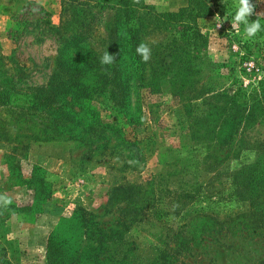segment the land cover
Listing matches in <instances>:
<instances>
[{
    "label": "rangeland",
    "instance_id": "obj_1",
    "mask_svg": "<svg viewBox=\"0 0 264 264\" xmlns=\"http://www.w3.org/2000/svg\"><path fill=\"white\" fill-rule=\"evenodd\" d=\"M196 1L206 14L192 10L171 21L167 13L194 1L134 0L148 6L139 8L143 16L160 13L156 19L165 22L144 29L140 44L150 58L141 57L134 83L117 20L121 0H24L22 13L18 0H0V90L10 94L0 102V196L11 200L0 201V264H45L51 227L65 264H264V191L252 205L230 193L234 171L264 168V101L241 106L236 119L223 112L231 97L247 103L264 79V0H250L249 23L261 25L252 38L243 23L231 27L239 0ZM190 28L206 44L192 41L201 59L185 75L176 55L192 39ZM106 51L111 64L101 63ZM137 92L142 113L131 128L123 116L134 113ZM78 96L90 114L79 109ZM183 112L200 119L187 128ZM178 155L186 166L204 156L199 178L209 180L210 195L190 191L193 197L169 208L165 223L143 216L127 230L116 226L121 243L106 241L115 220L129 219L135 199L146 198L150 178L173 170L162 158ZM37 165L44 185L36 181ZM45 188L51 194L43 200Z\"/></svg>",
    "mask_w": 264,
    "mask_h": 264
},
{
    "label": "trees",
    "instance_id": "obj_2",
    "mask_svg": "<svg viewBox=\"0 0 264 264\" xmlns=\"http://www.w3.org/2000/svg\"><path fill=\"white\" fill-rule=\"evenodd\" d=\"M193 1L195 5L190 6V9L182 8L178 13H167V16L170 18L169 20L175 21L176 18L185 17L190 12L192 13V10L196 11V14H198V12H201V14H206L205 12L209 10L208 7L199 4V2L196 0ZM140 7L143 8L148 6L147 5L139 6L136 3H134V0H121L120 9L118 11V16H117V20H119L120 26H122L124 30V38L127 46L128 59L130 64H132L133 66L132 79L134 83H136L139 79L138 66L141 61V56L137 53L136 49L140 45L141 36L144 34V29L148 27L150 28L153 27L155 29L165 27L164 21H159L156 19L157 16H161L160 13L154 14L152 16L151 13H148L147 16H143V14L141 13V9L139 10ZM24 9H25V5L24 6L22 5L21 13L23 12ZM190 30L192 32V39L187 41L180 55H176L177 63L181 67V70L184 71L185 75L188 72L193 71L192 69L193 60H197L198 62V60L201 59V56H198L197 55L198 53L194 52L196 46L192 41H194L197 38L201 41V45L206 44V39H204L202 35L198 34L196 31H194V29L190 28ZM258 83L260 84L257 86V88L253 90L251 95H249V98L247 99L248 100L247 103H240L234 97H231L230 98L231 107H229L227 111H223L225 112V116H231L233 119H236L241 111V106L243 107L245 105L246 106L249 105L250 107L260 106L261 103L264 101V79L258 81ZM178 90L175 88V86L174 88H172L171 93L173 97L175 95H179ZM137 93H136L134 113L123 116L124 122L129 126H131V128L137 127L138 122L141 119V113H142L141 104H143L142 102L143 99L141 92H137ZM81 94L83 93H80V95ZM9 97H10L9 92L5 90H0V102L2 103L9 102L10 100ZM49 98L51 99V97ZM79 98L81 99V101H77L80 106L79 109L85 115L90 114L91 111L93 110V108L90 107L91 105L89 106L84 100H82V97L80 96L77 97V100ZM64 112L68 113L66 111ZM192 114L194 113L187 114L186 112H183L181 114V122L183 124L187 121L186 122V124L188 123L187 128L189 127V123L193 124L194 121L200 119L198 115L191 117L190 115ZM90 116L91 115H89V117ZM136 121L138 122L135 123ZM127 142L130 141L127 140ZM228 152L229 150L224 152V156ZM171 153L172 151H170V154ZM182 158L184 157L178 155L177 157H173L171 161L168 162L162 158L160 164L164 166L172 165L173 170L167 171L164 169L161 173L158 174V177L156 176V179L153 176L150 178L151 180L148 182L147 189L143 191L144 193L147 194L146 198L142 199L141 202L139 201V199L137 198L135 199L134 201L135 204L131 208L133 214L129 219L125 221L121 218H117L115 220V228L113 229L111 228L108 230L109 232L106 237V241L111 243L112 241L116 243H121L122 242L121 229H119L116 226L119 227L125 226L124 228L127 230L132 220H135L136 222L143 221L144 218L143 216H145V218L148 215L156 216L158 218L157 222L165 223L166 219L163 216L169 213L168 212L169 208L175 210L177 201L178 200L181 201L180 198L185 200L186 197H190V198L193 197L190 195V191L195 195L207 194L206 192H208L207 195H210L209 193L210 190L208 188L209 180L207 181L200 179L202 178V174H200L199 163L204 159V156H202L201 159L199 157L197 159H193L191 163H188L187 166L190 169H188V167L185 164L183 165L180 163L182 161ZM36 168L40 169L42 167L37 165ZM40 170L42 174L40 175L39 179H36V181H38L39 184L44 185L46 184L43 175L44 169L43 170L40 169ZM203 173H205L203 177L207 176L206 171ZM263 173H264V168L261 169L258 166L257 167L253 166V168H250V166H248L246 168H242L234 171L233 179H232L234 187L230 192L233 195V199L237 201H244L247 199L249 201V204L251 205L257 203L258 202L257 199L263 197V191H264ZM39 191L40 193L44 192L43 196L45 198L43 200L48 199L51 194V190L48 188L45 191H43L42 189H40ZM129 195L130 194H127L126 197ZM36 197L39 198L38 195ZM131 198H129V200H131ZM162 202L168 203V206H165L164 204H162ZM28 206H31V204ZM28 206L23 208L20 212H22L23 210L28 211V209H30V207ZM32 207L34 208L33 205ZM254 208H256V206ZM31 211L32 210H30V212ZM206 214H205V210H203L202 216ZM208 214L211 215L212 212L208 211ZM135 215H139V217L134 219ZM217 216L218 215H216V217ZM52 231L53 229H51L46 239L45 264H65L64 258H66V254L63 250L59 248L60 243L54 241L53 238L54 235ZM174 251L175 249L172 252ZM160 252L161 253L159 254H161V256H166V253L162 251V249H160Z\"/></svg>",
    "mask_w": 264,
    "mask_h": 264
},
{
    "label": "clouds",
    "instance_id": "obj_3",
    "mask_svg": "<svg viewBox=\"0 0 264 264\" xmlns=\"http://www.w3.org/2000/svg\"><path fill=\"white\" fill-rule=\"evenodd\" d=\"M255 6L250 2V0H239V7L236 14L231 22V27L233 29L239 28V25L243 23L245 25L244 33L247 38H252L261 31V25L259 20L252 21L249 23V17L253 14ZM220 24L217 25L219 27ZM137 53L146 62L150 58V49L144 43H141L137 49ZM114 55L109 54L107 51L101 58L102 64H111L114 61ZM0 201H3V205L7 206L11 203V200L5 196H0Z\"/></svg>",
    "mask_w": 264,
    "mask_h": 264
},
{
    "label": "crops",
    "instance_id": "obj_4",
    "mask_svg": "<svg viewBox=\"0 0 264 264\" xmlns=\"http://www.w3.org/2000/svg\"><path fill=\"white\" fill-rule=\"evenodd\" d=\"M17 1V0H16ZM24 0H18V3H20V7H21V5L24 3L23 2ZM12 4H13V2H12ZM43 167H46L47 168V170H48V167L47 166H44L43 165ZM21 221H23V218H21ZM25 226L27 227V226H30V223H29V221H25ZM34 224H37L36 222L34 223ZM51 229H52V227L51 228H49V229H46V233H45V235H46V237H45V241H43V245H42V251H41V253H42V255H41V257L43 258V261H45V247H46V239H47V236H48V234H49V232L51 231ZM21 230L23 231V228L21 227ZM15 245H16V249L19 251H21L20 253L18 252V255H20V256H22L23 257V249H24V244H23V239H21L20 237H18V238H16L15 239ZM26 256V255H25Z\"/></svg>",
    "mask_w": 264,
    "mask_h": 264
}]
</instances>
